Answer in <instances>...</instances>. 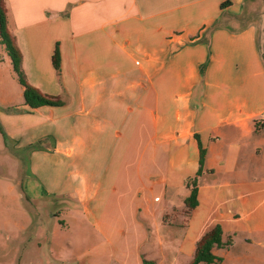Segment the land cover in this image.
I'll return each instance as SVG.
<instances>
[{
  "label": "crops",
  "instance_id": "0c3cea01",
  "mask_svg": "<svg viewBox=\"0 0 264 264\" xmlns=\"http://www.w3.org/2000/svg\"><path fill=\"white\" fill-rule=\"evenodd\" d=\"M263 5L4 0L27 83L62 102L30 109L22 99L0 112L14 155L40 145L27 152L26 202L68 204L86 234L84 248L53 252L55 264H190L216 226L230 242L212 250L224 257L217 264H264V54L254 20ZM193 178L198 204L187 212ZM32 215H0V244L13 239L17 264ZM58 231L51 225L60 245Z\"/></svg>",
  "mask_w": 264,
  "mask_h": 264
},
{
  "label": "rangeland",
  "instance_id": "374dc122",
  "mask_svg": "<svg viewBox=\"0 0 264 264\" xmlns=\"http://www.w3.org/2000/svg\"><path fill=\"white\" fill-rule=\"evenodd\" d=\"M259 12L261 14H256L254 20L260 29L259 43L264 54V34H262V31H264V5L259 9ZM5 96H7L6 98L13 99L14 103L7 104L5 102ZM21 102L22 87L12 69L10 59L4 46L0 44V112L4 107L15 106V103L20 104ZM22 121L24 122V120ZM26 165L27 151H19L17 155H14L13 152L5 146L3 136L0 132V215L2 213L14 215L18 213V211H25L30 214V216L35 213L39 215L36 218V230L31 234V242L24 239L26 249L22 251L19 264H55L51 257L53 252H56L60 257H66L70 255V253H67L65 250L70 248L73 251L71 244H75L76 246L73 252L79 250V248H84L85 243L83 239L86 234H83L77 225L73 223L68 213V204L57 200L33 207V205L30 206L26 202V197L28 195L22 181L25 177ZM20 195L24 197L21 198ZM54 223L59 225L57 236L60 245L56 243L53 244V242L51 243V225ZM17 239L19 241V238L14 240ZM87 240L93 241L98 247L105 241L103 237H94L92 240L87 238ZM14 245L15 243L12 238L8 240V242L0 244V264H17V258H14L12 251ZM253 249L255 252H258L256 254L260 255L261 250L253 248L252 245L245 246L237 244L234 246L233 250H236L238 253L239 251L242 252V250ZM217 257L221 262L224 261V257H221L219 254ZM230 257L229 255V258ZM112 264H114V262Z\"/></svg>",
  "mask_w": 264,
  "mask_h": 264
},
{
  "label": "trees",
  "instance_id": "16d2710c",
  "mask_svg": "<svg viewBox=\"0 0 264 264\" xmlns=\"http://www.w3.org/2000/svg\"><path fill=\"white\" fill-rule=\"evenodd\" d=\"M0 44L4 46L5 51L10 59L12 69L18 79L20 86L22 87V99L23 105L30 108L36 109L43 106L49 107H60L62 102L58 99H52L44 96L33 86L29 85L26 78L21 70V53L17 48L13 37L7 28V16L4 8V0H0ZM52 65L56 72L60 71V54L58 46L56 45L53 56ZM0 132L3 136L5 146H7V136L0 127ZM40 147L38 143L27 146L24 151H31L35 148ZM199 162L196 176L200 175L203 169V162L205 157V151L199 146ZM187 187L190 188V194L184 199V204L187 212L194 209L197 202V187L196 178L187 181ZM230 244L229 241H222V230L220 226H216L211 231L206 233L197 243L196 250L190 264H217L220 259L213 255L212 250L214 248H225ZM142 264H154L151 261L143 259Z\"/></svg>",
  "mask_w": 264,
  "mask_h": 264
}]
</instances>
